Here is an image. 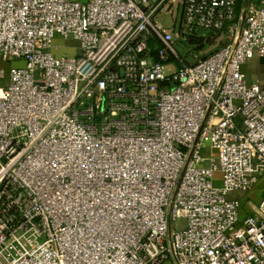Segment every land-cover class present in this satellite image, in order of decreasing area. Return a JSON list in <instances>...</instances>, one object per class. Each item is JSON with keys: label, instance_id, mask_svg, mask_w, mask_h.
<instances>
[{"label": "built area", "instance_id": "obj_1", "mask_svg": "<svg viewBox=\"0 0 264 264\" xmlns=\"http://www.w3.org/2000/svg\"><path fill=\"white\" fill-rule=\"evenodd\" d=\"M175 2L0 0V264H264V0H180L229 38L193 64Z\"/></svg>", "mask_w": 264, "mask_h": 264}, {"label": "rangeland", "instance_id": "obj_2", "mask_svg": "<svg viewBox=\"0 0 264 264\" xmlns=\"http://www.w3.org/2000/svg\"><path fill=\"white\" fill-rule=\"evenodd\" d=\"M180 0L170 6V9L162 10L157 12L154 16V19L161 23V25L171 31L173 37V47L176 50L177 54L186 64H193L200 59L208 56L214 50L226 44L229 40L226 31H198L197 37H188L185 40L180 38V35L177 33V26L180 19ZM189 38H193L195 42H190ZM198 40V41H197ZM197 41V42H196ZM62 44V49H60L58 55H71L74 51L75 42L73 40L60 41ZM75 52V51H74ZM172 58V56L170 57ZM14 65L12 62L6 64L7 67ZM176 67L175 63L167 62L165 70L167 73L173 71ZM250 79L252 82H257L258 79L255 75V72L250 71ZM179 149H182L181 146H177ZM216 185H219V182H215ZM238 194V193H236ZM235 194V195H236ZM238 196V195H236ZM264 196V176L258 179V182L253 186V189L250 193H246L243 196V201L249 199L251 203L258 204L260 197ZM171 226L174 230H180L184 227V220L182 218H176L171 222Z\"/></svg>", "mask_w": 264, "mask_h": 264}, {"label": "crops", "instance_id": "obj_3", "mask_svg": "<svg viewBox=\"0 0 264 264\" xmlns=\"http://www.w3.org/2000/svg\"><path fill=\"white\" fill-rule=\"evenodd\" d=\"M259 1L260 0H236V3L239 6V13L251 9L252 7L256 6L259 3ZM242 70L246 74L247 79L250 82H252V80L250 79V71L253 70L258 79L256 83L264 84V53L263 54L255 53L253 58L242 67ZM252 189L253 187L247 193H250ZM238 195L240 196L241 204H242L240 211V216L242 217L245 215L246 211H250V208L246 203V201H243V196H245L246 194H238ZM261 198L262 196L260 197V199Z\"/></svg>", "mask_w": 264, "mask_h": 264}, {"label": "trees", "instance_id": "obj_4", "mask_svg": "<svg viewBox=\"0 0 264 264\" xmlns=\"http://www.w3.org/2000/svg\"><path fill=\"white\" fill-rule=\"evenodd\" d=\"M239 6H238V4L236 3V5H235V16H236V18H237V16H239ZM189 37H195V36H189ZM189 41L190 42H195V40H193V38H189ZM198 41V40H197ZM196 41V42H197Z\"/></svg>", "mask_w": 264, "mask_h": 264}]
</instances>
